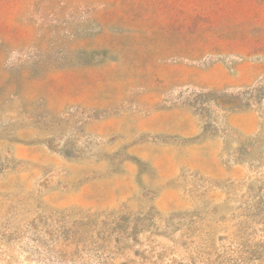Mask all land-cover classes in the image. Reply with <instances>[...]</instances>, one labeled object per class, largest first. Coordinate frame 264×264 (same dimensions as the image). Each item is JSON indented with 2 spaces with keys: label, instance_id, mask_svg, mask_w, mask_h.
Listing matches in <instances>:
<instances>
[{
  "label": "rangeland",
  "instance_id": "1",
  "mask_svg": "<svg viewBox=\"0 0 264 264\" xmlns=\"http://www.w3.org/2000/svg\"><path fill=\"white\" fill-rule=\"evenodd\" d=\"M0 264H264V0H0Z\"/></svg>",
  "mask_w": 264,
  "mask_h": 264
}]
</instances>
